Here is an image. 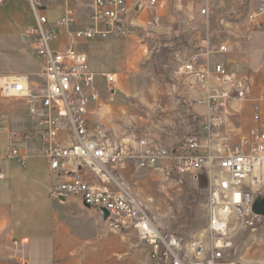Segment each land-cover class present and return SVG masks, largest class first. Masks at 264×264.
Wrapping results in <instances>:
<instances>
[{
	"label": "crops",
	"instance_id": "crops-1",
	"mask_svg": "<svg viewBox=\"0 0 264 264\" xmlns=\"http://www.w3.org/2000/svg\"><path fill=\"white\" fill-rule=\"evenodd\" d=\"M136 1L127 3L134 7ZM200 2L161 0L153 8H134L129 16L134 28L128 36L76 45L88 55L90 68L97 75L100 98L90 107L92 120L103 123L137 150L138 139L146 135L175 149L190 128L202 129L203 118L196 109L203 105L207 120V96L191 87L183 69L197 51L211 53L212 68L223 63L230 72L252 77L251 95L229 100L225 106V132L236 139L255 126L252 105L264 89V14L254 20L249 15L257 13L260 3L244 0L238 15L225 16L232 0H206L208 13L202 19ZM75 5L80 15L76 28L83 29L89 24L91 7ZM221 7L224 10L219 13ZM45 14L55 25L64 17L65 6L52 1ZM202 21L209 27L206 35L193 29ZM35 24L28 0H8L0 5V78L27 75L33 84H45V78L39 77L44 75V62L31 50L25 34ZM60 41H66L65 30L60 31ZM221 45L227 46V52L218 51ZM103 75L115 76V82L108 83ZM0 120L5 129L32 128L25 104L15 106L0 99ZM188 120L192 122L189 129L185 127ZM27 121L28 126L24 125ZM204 146L199 154L208 155ZM41 148V137H34L28 147L30 158L23 167L18 160L2 159L8 151V137L0 136V168L5 173L0 179V264H21L11 258L17 252L25 254L28 264H135V252L123 228L113 227L100 210L87 207L78 198L62 203L51 196L52 187L68 179L62 169L51 170L41 157ZM136 162L130 160L119 171L118 182L124 188L142 175ZM87 177L94 180L91 173ZM41 187L47 190L44 195L38 194Z\"/></svg>",
	"mask_w": 264,
	"mask_h": 264
},
{
	"label": "built area",
	"instance_id": "built-area-1",
	"mask_svg": "<svg viewBox=\"0 0 264 264\" xmlns=\"http://www.w3.org/2000/svg\"><path fill=\"white\" fill-rule=\"evenodd\" d=\"M7 1L0 0V5ZM28 1L36 24L27 28L25 34L31 41V50L44 62L45 84H33L27 75L0 78V99L23 102L32 127L25 131L0 127V136L8 137V151L2 159H15L26 167L29 143L40 136L41 157L49 162L51 170L62 169L68 179L54 185L51 196L78 198L86 206L105 208L110 213L111 225L133 228L150 248L151 260L157 264H221L230 248L231 224L234 220L257 218L253 205L257 197L264 195V89L252 105L255 126L234 139L225 132V106L229 100H243L251 95L252 77L230 72L223 63L212 68L211 53L197 51L183 69L191 87L206 93V123L201 130L190 128L178 148L170 149L146 135L138 139L137 150L118 139L103 123L92 120L90 107L100 98L97 75L90 68L88 55L77 50L76 45L114 35L128 36L134 28L129 19L131 11L156 7L161 0H137L134 7L127 0ZM52 1L65 6L64 17L55 25L50 24L45 14ZM232 1L225 16L238 15L244 0ZM256 1L260 6L256 14L249 15L251 20L264 14V0ZM75 3L91 7L87 15L89 24L83 29L76 28L80 15ZM155 23H159V18ZM61 30L66 32L64 43L60 41ZM218 51L227 52V46L221 45ZM103 76L108 83L115 82V76ZM201 145L208 155L199 154ZM130 160H137L140 171L167 179L178 178L180 183L199 181L203 174L206 176L208 229L201 238L184 243L165 232L139 200L118 182L120 169ZM89 173L94 180H89ZM4 177L0 168V179ZM11 258L28 264L21 252Z\"/></svg>",
	"mask_w": 264,
	"mask_h": 264
},
{
	"label": "rangeland",
	"instance_id": "rangeland-1",
	"mask_svg": "<svg viewBox=\"0 0 264 264\" xmlns=\"http://www.w3.org/2000/svg\"><path fill=\"white\" fill-rule=\"evenodd\" d=\"M199 1H201L199 16L201 15L203 19L208 13L206 0ZM223 10L221 7L217 11L220 13ZM193 29L202 35L209 31L205 21L196 24ZM39 77L45 78L44 75ZM11 104L22 106L24 103L15 101ZM196 112L203 118L204 123L205 107L199 105ZM0 124L4 125L2 120ZM28 124L27 121L24 125ZM191 125L192 122L188 120L185 127L189 129ZM125 188L139 200L165 232L179 237L184 243L201 238L207 231L208 182L204 174L199 181L185 180L184 183H180L178 178L167 179L162 175L143 171L141 176ZM40 190L38 194L41 192L44 195L47 192L45 187H41ZM122 231L127 233L126 240L130 249H134L135 264H157L151 260L146 244L133 228H123ZM228 242L230 248L226 251L221 264H264V217H257L252 221L234 220L230 227ZM9 259L12 260L10 257Z\"/></svg>",
	"mask_w": 264,
	"mask_h": 264
},
{
	"label": "water",
	"instance_id": "water-1",
	"mask_svg": "<svg viewBox=\"0 0 264 264\" xmlns=\"http://www.w3.org/2000/svg\"><path fill=\"white\" fill-rule=\"evenodd\" d=\"M53 197L58 199L62 203H65L66 201V198L63 195H54ZM100 211L103 215V219L105 221H109L110 219L109 211H107L105 208H102ZM253 213L258 217H264V197L263 196L256 198L255 203L253 205Z\"/></svg>",
	"mask_w": 264,
	"mask_h": 264
},
{
	"label": "trees",
	"instance_id": "trees-1",
	"mask_svg": "<svg viewBox=\"0 0 264 264\" xmlns=\"http://www.w3.org/2000/svg\"><path fill=\"white\" fill-rule=\"evenodd\" d=\"M205 123H206V122H204V124H205ZM204 124H203V125H204Z\"/></svg>",
	"mask_w": 264,
	"mask_h": 264
}]
</instances>
